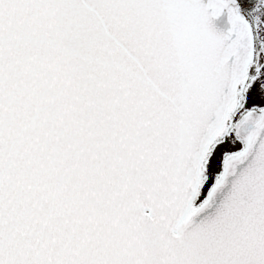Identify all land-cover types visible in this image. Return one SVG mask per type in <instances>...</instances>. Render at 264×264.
Returning a JSON list of instances; mask_svg holds the SVG:
<instances>
[{
  "label": "snow or ice",
  "instance_id": "obj_1",
  "mask_svg": "<svg viewBox=\"0 0 264 264\" xmlns=\"http://www.w3.org/2000/svg\"><path fill=\"white\" fill-rule=\"evenodd\" d=\"M0 264H264V0H0Z\"/></svg>",
  "mask_w": 264,
  "mask_h": 264
}]
</instances>
